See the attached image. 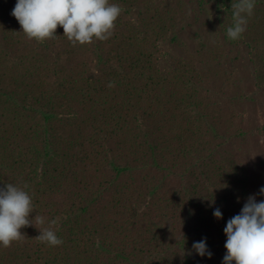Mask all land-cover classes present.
<instances>
[{"label":"trees","instance_id":"1","mask_svg":"<svg viewBox=\"0 0 264 264\" xmlns=\"http://www.w3.org/2000/svg\"><path fill=\"white\" fill-rule=\"evenodd\" d=\"M205 1L110 0L111 37L73 46L60 26L29 40L16 0H0V187L27 186L33 204L0 264H222L227 221L264 200V147L259 165L247 144L264 122L243 126L242 112L250 72L264 96V0L238 40L237 0H215L218 36L196 32L191 53L182 37ZM44 228L63 244L35 239ZM202 238L211 258L192 248Z\"/></svg>","mask_w":264,"mask_h":264},{"label":"clouds","instance_id":"2","mask_svg":"<svg viewBox=\"0 0 264 264\" xmlns=\"http://www.w3.org/2000/svg\"><path fill=\"white\" fill-rule=\"evenodd\" d=\"M253 8L254 0H237L232 4L233 23L226 29L228 39L241 37ZM121 11L119 4L110 0H16L11 15L29 40L44 42L56 36L60 26L63 36L73 46H83L93 40H108ZM26 187L12 183L0 187V248L10 247L12 242L24 236L20 229L33 224L29 219L33 211L32 197ZM259 194L264 196V186L259 189ZM213 216L222 219L221 209L214 208ZM34 220L44 223L40 216ZM223 231L226 252L222 264H264V200L257 201L255 195H250L241 211L227 221ZM35 239L47 246L63 244L51 228L41 230ZM192 248L200 257L212 256L206 238L194 242Z\"/></svg>","mask_w":264,"mask_h":264},{"label":"rangeland","instance_id":"3","mask_svg":"<svg viewBox=\"0 0 264 264\" xmlns=\"http://www.w3.org/2000/svg\"><path fill=\"white\" fill-rule=\"evenodd\" d=\"M205 3H208V6L205 10L208 11V18L205 16V14L202 12L198 16L197 22H194V24L187 30V33L182 37V41L184 43L185 49L188 51H191V53H194V48L198 47L200 50L201 43H203V39L201 38L200 40H197V33H202V31L208 36L209 30L213 29L214 34L218 36V30L216 27V13L219 11L215 5V0H206ZM215 10V11H214ZM214 11V12H213ZM215 13V14H214ZM222 14L220 15V17ZM213 22V23H212ZM216 28V29H215ZM203 35V37H207ZM194 38V40H192ZM209 40V38H207ZM211 45V43H210ZM249 47L254 50L255 48L258 49V47L251 43ZM261 47L260 52L263 51V47ZM228 49V48H227ZM254 53V52H253ZM179 53L178 50L175 48H170L167 50V53L165 54V57L163 58L162 62L164 65H169L171 61H173V58L178 57ZM193 58L196 56L193 55ZM249 76L246 77L249 82H245L247 88V91L250 92V103L248 107H244L242 112H244L243 115V126H250V125H257L261 124L264 122V96H259L255 91V87L252 83V79L250 77L251 72L248 74ZM249 152H250V158L254 160V158H257L259 160V165L262 164L260 162V158L263 159L262 157V148L264 147V142L262 140V137L260 136H254V137H249L247 140ZM246 149V148H245ZM228 150H232V147ZM243 151V148H242ZM241 151V152H242ZM260 153V155H258ZM255 161V160H254Z\"/></svg>","mask_w":264,"mask_h":264}]
</instances>
